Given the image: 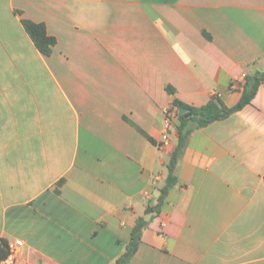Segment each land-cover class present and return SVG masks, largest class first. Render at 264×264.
I'll list each match as a JSON object with an SVG mask.
<instances>
[{"label": "crops", "instance_id": "obj_1", "mask_svg": "<svg viewBox=\"0 0 264 264\" xmlns=\"http://www.w3.org/2000/svg\"><path fill=\"white\" fill-rule=\"evenodd\" d=\"M261 74L264 0H0V241L19 264H115L145 218L127 264H264V82L188 122L162 193L174 101L234 107Z\"/></svg>", "mask_w": 264, "mask_h": 264}, {"label": "trees", "instance_id": "obj_2", "mask_svg": "<svg viewBox=\"0 0 264 264\" xmlns=\"http://www.w3.org/2000/svg\"><path fill=\"white\" fill-rule=\"evenodd\" d=\"M23 25L29 36L35 43L36 47L43 54L47 56L51 55L52 49L56 45V39L48 35L46 26L44 24H38L28 20H23ZM262 82H264V74L257 76L254 81L250 85H248V87H246L240 102L234 107H227L220 99L215 97L212 98L206 106H203L201 108L188 107L178 100L174 101V106L179 110L183 108L188 109L191 117L185 118V115H182L180 118L181 125L178 127L180 133L178 146L170 161V164L168 165L169 174L167 178V184L162 191L163 195H165L169 191V189H171L177 182V178L175 176L176 164L185 146L188 135L194 130V128H188V122L190 120L195 121L197 123L195 129H200L207 127L216 121L228 118L233 113L242 110L246 105L251 103V101L256 96L259 86ZM146 136L151 142H154L151 137H149L148 135ZM161 204L162 201H160L157 207L148 208L146 210V214L150 215L151 213L158 212ZM147 224L148 220L145 218H140L137 221V224L132 233V242L128 247L127 252L120 259H118L115 264H127L129 258L135 253L138 244L142 239L143 230L147 226ZM7 247L8 244L4 242V248L0 254V258H4L6 256Z\"/></svg>", "mask_w": 264, "mask_h": 264}, {"label": "built area", "instance_id": "obj_3", "mask_svg": "<svg viewBox=\"0 0 264 264\" xmlns=\"http://www.w3.org/2000/svg\"><path fill=\"white\" fill-rule=\"evenodd\" d=\"M166 123L168 126L171 124L170 109H165ZM22 246L21 241H16L13 244H9L6 251L7 254L4 258H0V264H19V249ZM4 248V244L0 241V254Z\"/></svg>", "mask_w": 264, "mask_h": 264}, {"label": "water", "instance_id": "obj_4", "mask_svg": "<svg viewBox=\"0 0 264 264\" xmlns=\"http://www.w3.org/2000/svg\"><path fill=\"white\" fill-rule=\"evenodd\" d=\"M188 113V109H186V108H183V109H180V114H184V115H186L187 117L188 116H190L189 114H187Z\"/></svg>", "mask_w": 264, "mask_h": 264}]
</instances>
